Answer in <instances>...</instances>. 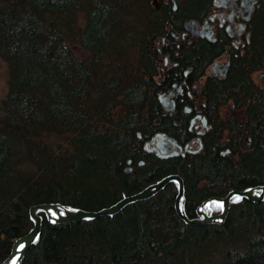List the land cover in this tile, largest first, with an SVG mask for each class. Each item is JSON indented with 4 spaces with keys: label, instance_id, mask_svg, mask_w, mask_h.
Segmentation results:
<instances>
[{
    "label": "trees",
    "instance_id": "obj_1",
    "mask_svg": "<svg viewBox=\"0 0 264 264\" xmlns=\"http://www.w3.org/2000/svg\"><path fill=\"white\" fill-rule=\"evenodd\" d=\"M133 3L135 22L125 29L120 13ZM143 3L0 0V58L9 74L0 101V264L13 242L32 228L29 208L35 204L98 210L178 174L181 212L192 219L203 203L208 213H216L213 206L221 203L213 197L264 183V80L255 84L247 75L264 66V14L258 62L243 57L237 75L213 81L205 91L214 105L230 99L244 111L243 123L228 124L233 138L223 146L229 152L222 154L217 143L203 155L158 158L142 144L154 132L151 117L160 115L145 76L152 68L146 21L153 16L142 15ZM196 12L194 0H183L171 21L178 24ZM124 31L132 39L127 41ZM72 44L87 57H76ZM134 46V63L126 67L121 56ZM201 46L207 52L217 47ZM108 59L114 66L106 69ZM206 59L195 60L188 52L181 64L201 67ZM177 193L178 182L171 180L115 214L61 223L39 209V234L21 260L13 257L10 263L180 264L178 258L193 252L190 264L214 254L215 264H264V197L254 202L234 195L222 221L193 224L177 214ZM234 240L237 246L229 247Z\"/></svg>",
    "mask_w": 264,
    "mask_h": 264
},
{
    "label": "flooded vegetation",
    "instance_id": "obj_2",
    "mask_svg": "<svg viewBox=\"0 0 264 264\" xmlns=\"http://www.w3.org/2000/svg\"><path fill=\"white\" fill-rule=\"evenodd\" d=\"M182 1L144 0L143 3V15H152L155 19L146 21L149 35L145 37V47L149 49L152 68L145 76L148 88L157 98L160 115L151 117L156 126L142 144L145 152L158 158L203 155L217 143L222 146V154L229 152V148L223 146L233 138L228 124L243 123L244 111L230 99L214 105L207 101L205 91L211 82L227 81L237 75V70L243 67V57L246 60L255 57L261 40L259 27L264 0H194L197 12L182 17L178 24L172 23L173 13ZM202 42L217 47L208 53L202 50ZM188 52L195 60L207 59L201 67L191 62L182 65L181 59L188 56ZM247 72L252 82L262 84L264 66L256 65ZM163 93H172V112L166 111L159 102L158 96ZM157 132L162 133L161 140L172 146L167 153L152 149L158 142L157 137L152 141ZM243 142L248 144L249 138H244ZM138 164L143 165L144 160ZM133 168L130 162L126 169ZM205 204L208 203L198 206L194 218L200 217L199 209L208 213Z\"/></svg>",
    "mask_w": 264,
    "mask_h": 264
},
{
    "label": "water",
    "instance_id": "obj_3",
    "mask_svg": "<svg viewBox=\"0 0 264 264\" xmlns=\"http://www.w3.org/2000/svg\"><path fill=\"white\" fill-rule=\"evenodd\" d=\"M171 96L172 93H170L169 95H165L163 93V96L159 97L160 102L167 109H169L170 112H172L174 109V101L171 99ZM156 137L158 139V142L156 146H154L152 149L161 150L162 152L167 153L172 146L160 139L162 137V133L160 132L155 133V136L153 137L152 141H154ZM173 152L174 154H177V151L174 150ZM170 180H176L177 182H179L178 194L175 199L176 200L175 206L178 214L190 223H197V222L210 223V222H215V221L217 222L223 220L228 210L229 199L234 194L245 196L249 200L256 202L260 201L264 197V183L261 185H257L255 188H249L246 190L232 189L223 197L220 198L213 197L214 199H220L223 202V208L219 213L208 215L203 211H199V214L202 215V218H195L188 220L187 217L181 213L180 210L181 208L179 207V202L183 195V181L178 174H170L165 176L158 182L152 183L134 194L123 196L117 202L109 206L100 208L98 210H85L82 208L70 209L62 206L60 203L35 204L29 208V214L33 220L32 228L25 235L18 237L13 242L9 256L1 264L4 263L9 264V261L15 255H17L16 262H19L27 247L35 240V238L39 234L41 227V216L37 213L39 209L44 210L47 213L49 219L58 223L77 221L84 218H93L100 215H112L120 211L123 207H125L127 204L131 202L152 196L153 194L158 192ZM255 189L258 190L259 192L254 193ZM211 199L212 198H209L208 201ZM19 245H21L20 248H18Z\"/></svg>",
    "mask_w": 264,
    "mask_h": 264
},
{
    "label": "rangeland",
    "instance_id": "obj_4",
    "mask_svg": "<svg viewBox=\"0 0 264 264\" xmlns=\"http://www.w3.org/2000/svg\"><path fill=\"white\" fill-rule=\"evenodd\" d=\"M137 7L135 5V3L131 4L130 7H128V10L125 11H121L120 15L121 17L125 20V29H128L129 25L135 22V17L137 14ZM143 15V12H142ZM80 20H82V14L79 15V19L78 22H80ZM134 21V22H133ZM77 22V24H78ZM79 24H82V22H80ZM124 33L125 39L127 38V41H129L130 39H132V37L130 36V34L127 31L122 32ZM127 36V37H126ZM134 37V36H133ZM133 44V43H132ZM136 46L126 50V52H122V58L124 60H126V67L127 66H131L134 63V58H135V52H136ZM72 53L79 58L85 59L87 57V53L82 50L81 48H78V46L76 44H72L71 47ZM107 64H110V66L112 65V67L114 66V62L111 61V59H108V61L104 64L105 67L108 66ZM107 69V67H106ZM8 68H7V64L0 58V101L2 100V98L5 96L7 89H8ZM222 205L223 203L221 201H219ZM219 204V205H221ZM214 211H216V213H219L221 210L219 207L213 206ZM215 213V214H216ZM209 214V213H208ZM233 234H235V232H233ZM228 235V234H227ZM226 237V235H225ZM209 240H213L212 238H210ZM239 243V240H234V242H229L227 243V245L229 247H235L237 246V244ZM193 252L190 254H185L183 256H181L180 258H178L177 260L179 261L180 264H190L191 262H193ZM214 257L215 254L212 255L210 258L207 255H203L202 256V261L196 262V264H215L214 263ZM13 264V263H10Z\"/></svg>",
    "mask_w": 264,
    "mask_h": 264
},
{
    "label": "bare ground",
    "instance_id": "obj_5",
    "mask_svg": "<svg viewBox=\"0 0 264 264\" xmlns=\"http://www.w3.org/2000/svg\"><path fill=\"white\" fill-rule=\"evenodd\" d=\"M160 96H163V95H162V94L159 95V96H158V99H159ZM159 102H160V99H159ZM160 104H161V106H162L166 111H170V110L167 109V108H166L161 102H160ZM137 137H138V138L140 137V132H139V131H137ZM170 149H171V148H170ZM160 151H161V150H160ZM161 152H162V151H161ZM162 153H164V152H162ZM130 162H131V160L129 159V160H128V164H129ZM179 176H180V175H179ZM180 177H181V176H180ZM163 178H164V177H163ZM181 179H182V178H181ZM182 181H183V180H182ZM157 182H158V181H157ZM167 183H168V182H167ZM167 183H166V184H167ZM166 184H165V185H166ZM165 185H164V186H165ZM260 185H261V184H260ZM164 186H163V187H164ZM255 187H256V186H255ZM255 187H252V188H255ZM245 190H246V189H245ZM254 193H258V191L255 189V190H254ZM177 194H178V193H177ZM234 195H237V194H234ZM234 195H232V196H234ZM176 196H177V195H176ZM232 196H231V197H232ZM238 196H241V195H238ZM231 197H230V199H231ZM242 197H245V196H242ZM181 198H182V197H181ZM246 198H247V197H246ZM175 199H176V198H175ZM230 199H229V205H230ZM247 199H248V198H247ZM218 200L221 201L220 199H218ZM175 201H176V200H175ZM180 201H181V199H180ZM221 202H222V201H221ZM254 202H256V201H254ZM222 203H223V202H222ZM174 204H175V203H174ZM179 207H180V202H179ZM180 208H181V207H180ZM228 208H229V206H228ZM175 210H176V212H177L176 206H175ZM180 210H181V209H180ZM199 211H203V210H200V209H199V210H198V215H200V214H199ZM203 212H205V211H203ZM227 212H228V210H227ZM181 213H182V212H181ZM205 213H206V212H205ZM177 214H178V212H177ZM182 214H183V213H182ZM206 214H208V213H206ZM226 214H227V213H226ZM178 215H179V214H178ZM183 215H184V214H183ZM208 215H211V214H208ZM179 216H180V215H179ZM185 216H186V215H185ZM225 216H226V215H225ZM180 217H181V216H180ZM186 217H187V216H186ZM181 218H182L183 220H185L186 222H188V221H187L186 219H184L183 217H181ZM199 218H202V215H200ZM187 219H188V220H191V219L188 218V217H187ZM192 219H195V218H192ZM221 221H222V220H221ZM215 222H216V221H215ZM217 222H220V221H217ZM188 223H190V222H188ZM198 223H200V222L193 223V224H198ZM21 245H22V244H21ZM21 245H19L18 247L20 248ZM13 257H14V256H13ZM13 257H12V258H13ZM12 258H11V259H12ZM4 264H5V263H4ZM9 264H10V261H9Z\"/></svg>",
    "mask_w": 264,
    "mask_h": 264
},
{
    "label": "snow or ice",
    "instance_id": "obj_6",
    "mask_svg": "<svg viewBox=\"0 0 264 264\" xmlns=\"http://www.w3.org/2000/svg\"><path fill=\"white\" fill-rule=\"evenodd\" d=\"M235 199H236V200H239L240 198H239V197H236ZM216 207H219V208L222 209V208H223V205H222V204H221V205H216ZM13 264H15V262H13Z\"/></svg>",
    "mask_w": 264,
    "mask_h": 264
}]
</instances>
